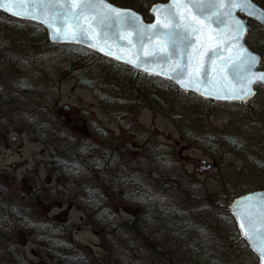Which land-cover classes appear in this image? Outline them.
<instances>
[{
    "label": "rangeland",
    "instance_id": "374dc122",
    "mask_svg": "<svg viewBox=\"0 0 264 264\" xmlns=\"http://www.w3.org/2000/svg\"><path fill=\"white\" fill-rule=\"evenodd\" d=\"M113 1L149 18L158 0ZM249 32L264 67V28ZM45 40L0 14L10 63L0 66V264L13 254L14 264H115L113 226L132 220L135 240L150 242L145 264H258L225 215L237 195L264 187V88L249 105L173 98L168 82ZM20 98L24 119L45 112L37 123H12Z\"/></svg>",
    "mask_w": 264,
    "mask_h": 264
},
{
    "label": "water",
    "instance_id": "95a60500",
    "mask_svg": "<svg viewBox=\"0 0 264 264\" xmlns=\"http://www.w3.org/2000/svg\"><path fill=\"white\" fill-rule=\"evenodd\" d=\"M58 2L71 5L83 3L84 0ZM91 2L116 8L122 15L116 17L113 14L102 19L107 9H89L81 13L76 7H72L70 13L67 9L34 8L31 11L35 18L13 15L5 7H0V12L42 26L51 44L86 48L135 72L168 80L180 91L192 92L203 98L248 103L255 97L257 87H264V81L256 79V76L264 74L262 55L252 49L247 41L252 22L264 27V7L255 0H250L255 6V15L235 8L231 9L230 16V0L159 1L150 6L151 20L145 19L141 12L131 6H119L111 0ZM0 4L11 7L9 0H0ZM169 6H174L175 20L170 17L166 19L165 9ZM14 10L21 9L17 7ZM24 11H28V8L25 7ZM58 12L60 15H57ZM237 20L244 25L239 40L235 39L233 30ZM176 24H191L199 31L193 35L189 29L185 38L184 29L174 27ZM188 40L194 42L189 45ZM241 47L247 51H241ZM249 53L256 57L250 72L246 68V61L245 64L240 63ZM251 74L255 75L251 76L253 82L249 83ZM249 197L253 200L249 201ZM260 198H264V189L245 193L232 201L230 210L240 235L259 258L258 264H264V257L258 251L264 243V228L257 225L259 234H253L248 220L244 218L246 208Z\"/></svg>",
    "mask_w": 264,
    "mask_h": 264
},
{
    "label": "snow or ice",
    "instance_id": "6c2138e0",
    "mask_svg": "<svg viewBox=\"0 0 264 264\" xmlns=\"http://www.w3.org/2000/svg\"><path fill=\"white\" fill-rule=\"evenodd\" d=\"M9 3L11 4V7H9L8 4H0V7H5L6 10L11 11L13 15L16 16H30L31 18H35V16L32 14L31 9L34 8H41V9H67L68 12H71L72 7L79 8L81 13L84 12L85 10L89 9H107L106 12L103 13L102 19L109 18L113 14L116 17H120L122 14L117 10L116 8L110 7L106 4H99V3H93L91 0H84L83 3H76V4H68V3H59L58 0L57 2H48V3H35L33 0H9ZM20 8V11H15V8ZM25 7L28 8V11H24ZM172 7L174 6H169L167 9H165L167 13V18H172L173 20L176 19V14L172 11ZM197 7H200V5H197ZM229 12L228 15H231V9L239 8L240 11L242 12H247L249 15H255L256 10L255 6L250 3V0H230L229 5ZM57 15H60L58 12ZM74 15V14H73ZM159 23V21L157 22ZM152 27H155V25H152ZM174 27H181L184 29L185 32V38H187L188 31L190 29L191 33L194 35L199 31L198 28L195 26L188 24V25H179L176 24ZM236 33L235 39L239 40L241 33L244 31V25L242 22L239 20L235 21L234 24V29ZM194 41L188 40V44L191 45ZM241 51H247L246 49H243L241 47ZM246 63V68L250 72L251 67L255 64L256 62V57L252 56L250 53L247 55L246 58L241 60V64ZM255 74H251L248 77L249 83H252L251 76ZM257 80L264 81V74H260L256 76ZM250 92V89L248 90ZM249 201L253 200L252 197L248 198ZM244 218L248 220V225L249 228L251 229L253 234H259L257 231V225H259L261 228H264V198H260L257 200V202L250 207H247L244 213ZM248 235V233H245ZM251 238V237H250ZM260 252V255L264 257V243H262L258 249Z\"/></svg>",
    "mask_w": 264,
    "mask_h": 264
},
{
    "label": "trees",
    "instance_id": "16d2710c",
    "mask_svg": "<svg viewBox=\"0 0 264 264\" xmlns=\"http://www.w3.org/2000/svg\"><path fill=\"white\" fill-rule=\"evenodd\" d=\"M39 28L42 30V32L44 31L41 27H39ZM45 43H47V40H45ZM3 48L4 47L0 46V50L3 49ZM70 48H73V47H70ZM74 48H76V47H74ZM79 49H81V48H79ZM82 51H86L87 53H89L90 57L92 58V60L96 59V58L102 60L101 57H99L98 55H96V54H94L92 52H89V51L84 50V49H82ZM66 58H68V57H66ZM66 58H64V59H66ZM66 61L69 62L68 59ZM6 64H10L9 63V59L4 58L1 55V53H0V66H4ZM68 66L70 67L69 64H68ZM0 85H1V82H0ZM172 91H174V94H168L170 97L175 98L177 95L181 96L180 93L177 92L176 90H172ZM5 93L9 94L10 90H6ZM16 97H17V95H16ZM17 98H19V97H17ZM16 106H18V107L19 106L20 107H27V104H25V99L24 98H20V99L17 100V104L13 108V110L15 111L16 116L12 118V123L25 122V121H28L29 124L32 123V122L37 123L38 119H41V116H43V114L45 113L44 111H41L40 113H38L37 117L30 116V118L27 120V119L23 118L24 116H22V114L17 112L18 108ZM3 114L5 115V119H6L7 123H9L10 117H11V113L4 112ZM68 149H71V147H68ZM75 154H78V153H75ZM119 161L122 163L123 159H119ZM122 165H123V167H121L120 170H119L121 172V174H119V176H123L125 174L126 169H128V168L125 167V165L123 163H122ZM134 178H135V176H133L132 181L134 180ZM133 182H136V181L134 180ZM129 197L132 198V201H134L133 196H129ZM89 206H91V200H90V205ZM226 212H227L226 213L227 215H225V216L229 217L232 220V216H231V214H229L230 213L229 209H227ZM4 217H6V216L3 215V214H0V227H2V228H3V226L1 224H3ZM131 222H132V226H130L131 223H129V224H126V226L124 228H122L121 225H120L119 228L113 226V229L116 230V232H119V236H116V239H118V240H116L117 243H116L115 246L117 248H114V250L117 252V260L114 261L115 264H145V262L147 261V256H149V255H147L145 253L146 246H148L150 244L149 240L145 238L146 242L145 241H140V240L137 242L135 240L137 238H135L134 236L137 233H143L142 229H141V225H139V226L134 225V221L133 220ZM232 222L234 224V221H232ZM44 232L46 233V234H44L45 239H47L49 241L48 237H50L49 233L51 231H50V229L47 226H46V229L45 228L43 229L42 233H44ZM217 235H218V233H217ZM237 235H238V232H237ZM11 237H13L12 234H7V239H9ZM163 240L165 241V243L167 245L166 240H168V238H166V236H163L160 239V241H161L160 245L162 247L159 248V249H163L164 248V244L162 243ZM11 241H12V239L6 240V245L5 246H7V248L9 247L8 245L11 244ZM54 247H55L54 249H55L56 253L59 254L58 255L59 258H61V254H63V253H67V254L69 253L68 249L63 247L62 245L60 247H57V246H54ZM50 248L53 250V247H50ZM8 249H11V248H8ZM11 250H13V249H11ZM114 250H112V252H111V258H113ZM73 251L75 252L76 250L74 249ZM118 252H119L120 255L118 254ZM133 252H134V254H133ZM15 255H17V254H14V258H15ZM55 256H56V254H55ZM161 256L163 257V259H166V257L168 255L167 254H163ZM59 258L56 257V259H59ZM15 260H14V263L16 262ZM65 261L68 264L69 263L71 264L73 262V259L66 258ZM102 264H104V263H102ZM110 264H114V263L110 262Z\"/></svg>",
    "mask_w": 264,
    "mask_h": 264
},
{
    "label": "flooded vegetation",
    "instance_id": "af4514ba",
    "mask_svg": "<svg viewBox=\"0 0 264 264\" xmlns=\"http://www.w3.org/2000/svg\"><path fill=\"white\" fill-rule=\"evenodd\" d=\"M197 99H201L202 100V102L204 101V102H209V104L210 103H219V102H215V101H212V100H210V99H203V98H197ZM203 102V103H204ZM104 137L106 138V136H105V134H104ZM92 156L93 157H91V158H95V156L96 155H94V154H92ZM102 157H103V155H101ZM97 158V157H96ZM205 159H203V163H205ZM4 220V219H3ZM9 233V232H8ZM0 234H1V232H0ZM9 234H11V233H9ZM13 235V234H12ZM216 236H220V234H218V235H216ZM5 238H7V235L5 236ZM23 246H25V245H23ZM11 254V253H10ZM25 258H26V256H24ZM19 258H20V256H18V255H15V259L18 261L19 260ZM3 264H14V258L12 257V256H9V259L8 258H6L5 260H4V263Z\"/></svg>",
    "mask_w": 264,
    "mask_h": 264
}]
</instances>
